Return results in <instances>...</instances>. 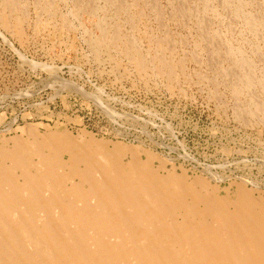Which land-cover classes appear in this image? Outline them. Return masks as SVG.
Listing matches in <instances>:
<instances>
[{
    "label": "rangeland",
    "instance_id": "rangeland-1",
    "mask_svg": "<svg viewBox=\"0 0 264 264\" xmlns=\"http://www.w3.org/2000/svg\"><path fill=\"white\" fill-rule=\"evenodd\" d=\"M56 134L264 200V0H0V162Z\"/></svg>",
    "mask_w": 264,
    "mask_h": 264
},
{
    "label": "bare ground",
    "instance_id": "bare-ground-1",
    "mask_svg": "<svg viewBox=\"0 0 264 264\" xmlns=\"http://www.w3.org/2000/svg\"><path fill=\"white\" fill-rule=\"evenodd\" d=\"M17 143L0 162V264H264V200L243 186L221 197L68 135Z\"/></svg>",
    "mask_w": 264,
    "mask_h": 264
}]
</instances>
